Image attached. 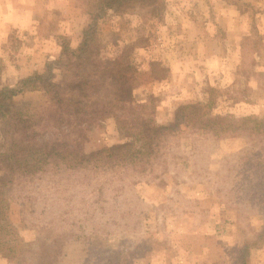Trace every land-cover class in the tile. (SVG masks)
<instances>
[{"label":"rangeland","instance_id":"1","mask_svg":"<svg viewBox=\"0 0 264 264\" xmlns=\"http://www.w3.org/2000/svg\"><path fill=\"white\" fill-rule=\"evenodd\" d=\"M25 2L33 19L0 45V86H15L18 68L42 73L89 22L87 0ZM98 28L96 85L118 72L126 89L102 101L111 114L66 130L39 126L35 143L89 155L208 101L213 115L239 123L219 137L194 126L162 132L133 165L105 154L79 166L51 156L29 174L0 164V201L15 228L6 230L15 252L0 264H264V130L241 122L264 120V0H143ZM46 105L37 91L14 101L35 122Z\"/></svg>","mask_w":264,"mask_h":264},{"label":"trees","instance_id":"2","mask_svg":"<svg viewBox=\"0 0 264 264\" xmlns=\"http://www.w3.org/2000/svg\"><path fill=\"white\" fill-rule=\"evenodd\" d=\"M143 0H87V15L89 22L82 31L79 45L73 49L70 43L62 41L59 56L45 63L42 73H33L19 79L15 86L4 85L0 87V164L8 163L9 170L16 166L24 165V174H29L40 165L46 163L44 158L54 156L60 157L65 152L56 151L57 148L48 146L45 142L35 143L40 137V128L52 126L57 129L66 130L69 126H81L87 120H93L101 116L111 114L103 100L117 97V94L124 91L125 74H111L106 86L96 85L100 83L95 78L100 74L96 68L100 64L98 47V24L100 20L109 12L124 14L134 11L136 6ZM125 64L120 65V69H125ZM103 90H102V89ZM41 92L47 99V105L37 113L38 121L35 117H28L25 113L19 112L14 107L17 97L27 92ZM113 95V97H112ZM212 103L181 105L177 108L172 122L165 126H150L141 124L135 133L134 141L129 140L120 145L111 146L108 149L99 150L93 154L80 155L78 151H71L68 144L63 141L59 149H67V156L62 159H72L74 166L89 163L93 157L105 154V158H115L121 163L132 164L137 156L149 157L151 148L156 142V137L162 132L174 135L180 131L181 127H192L209 132L211 135L219 137L227 131L234 130L239 122L222 118L212 113ZM43 122V124L39 122ZM241 122H251L252 128L256 132L264 130V120L244 118ZM234 128V129H233ZM5 139L9 140L8 145ZM142 143L134 149L137 141ZM40 154L35 162L38 165H29L32 158ZM136 163V162H135ZM15 231L14 225L10 221L9 209L0 201V261L3 258H10V254L15 252L13 241L6 239V230Z\"/></svg>","mask_w":264,"mask_h":264},{"label":"crops","instance_id":"3","mask_svg":"<svg viewBox=\"0 0 264 264\" xmlns=\"http://www.w3.org/2000/svg\"><path fill=\"white\" fill-rule=\"evenodd\" d=\"M31 14L32 9L28 7L25 0H0V45L6 40L10 29L28 26L29 22L33 19ZM3 55L0 54V57L4 58ZM214 61L216 68H218L221 65L220 58L216 57ZM14 73H16V76L21 75L18 80L25 77V75H22L23 69L18 68ZM0 75H2V78L4 77V74ZM2 78H0V83L3 80ZM16 80L15 78L13 84L16 83Z\"/></svg>","mask_w":264,"mask_h":264}]
</instances>
